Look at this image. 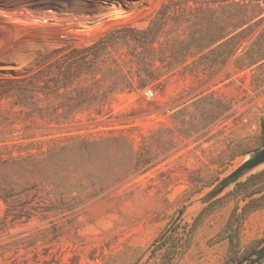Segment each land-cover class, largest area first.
<instances>
[{"label": "rangeland", "instance_id": "374dc122", "mask_svg": "<svg viewBox=\"0 0 264 264\" xmlns=\"http://www.w3.org/2000/svg\"><path fill=\"white\" fill-rule=\"evenodd\" d=\"M263 121L264 0H0V264H224Z\"/></svg>", "mask_w": 264, "mask_h": 264}, {"label": "crops", "instance_id": "0c3cea01", "mask_svg": "<svg viewBox=\"0 0 264 264\" xmlns=\"http://www.w3.org/2000/svg\"><path fill=\"white\" fill-rule=\"evenodd\" d=\"M227 192L229 201L223 203L220 209L222 221L219 228L215 230V234L225 228L236 207L241 211L245 205L249 204L251 212L247 215V219L242 227V246L248 242L250 236L264 235V165L241 177L229 187ZM224 242L229 249V240L225 239Z\"/></svg>", "mask_w": 264, "mask_h": 264}, {"label": "trees", "instance_id": "16d2710c", "mask_svg": "<svg viewBox=\"0 0 264 264\" xmlns=\"http://www.w3.org/2000/svg\"><path fill=\"white\" fill-rule=\"evenodd\" d=\"M262 131L264 134V121L262 122ZM205 209L206 207L202 209L199 214V217ZM250 212L251 206L249 204L245 205L241 211H239V208L236 207L233 210L225 228L223 229L222 235L229 240L228 258L226 259L224 264H251L249 260L247 261V259L251 258L252 256L241 255L242 227L247 219V215ZM255 264H264V260L260 263Z\"/></svg>", "mask_w": 264, "mask_h": 264}, {"label": "water", "instance_id": "95a60500", "mask_svg": "<svg viewBox=\"0 0 264 264\" xmlns=\"http://www.w3.org/2000/svg\"><path fill=\"white\" fill-rule=\"evenodd\" d=\"M264 165V148L250 154V157L241 164L234 172L227 176L220 184V189L208 195V200H213L223 190L236 183L241 177L253 171L257 167ZM251 264L260 263L264 260V246L258 249L251 258L247 259Z\"/></svg>", "mask_w": 264, "mask_h": 264}, {"label": "bare ground", "instance_id": "6f19581e", "mask_svg": "<svg viewBox=\"0 0 264 264\" xmlns=\"http://www.w3.org/2000/svg\"><path fill=\"white\" fill-rule=\"evenodd\" d=\"M15 9V8H14ZM39 10V9H38Z\"/></svg>", "mask_w": 264, "mask_h": 264}]
</instances>
